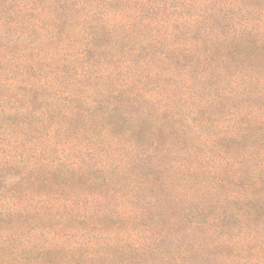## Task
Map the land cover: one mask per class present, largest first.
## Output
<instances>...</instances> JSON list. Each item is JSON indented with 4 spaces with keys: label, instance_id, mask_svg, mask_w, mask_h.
<instances>
[{
    "label": "trees",
    "instance_id": "16d2710c",
    "mask_svg": "<svg viewBox=\"0 0 264 264\" xmlns=\"http://www.w3.org/2000/svg\"><path fill=\"white\" fill-rule=\"evenodd\" d=\"M245 1L0 0V264H264Z\"/></svg>",
    "mask_w": 264,
    "mask_h": 264
},
{
    "label": "rangeland",
    "instance_id": "374dc122",
    "mask_svg": "<svg viewBox=\"0 0 264 264\" xmlns=\"http://www.w3.org/2000/svg\"><path fill=\"white\" fill-rule=\"evenodd\" d=\"M245 4V7L244 8H240V9H233V14H232V18L235 20V21H238L239 22H242V23H245V22H248V21H253L255 23H257V19L259 17H262L261 15H259V11L261 9V7H259V2L257 0H250V1H245L244 2ZM264 21V19H263ZM261 23V22H260ZM258 22V25L261 26ZM151 61H153L154 63H156L155 66L157 65H160L161 64V59L159 58H153L151 59ZM259 74H263L264 75V72L263 73H260V71H258ZM261 79H264L263 76H259ZM154 83L156 84L160 94H161V97L162 96H165L166 95V92L169 90V89H174L176 91H178L179 89L176 88V86L171 82L170 85L167 84L164 80H159V79H156V80H153ZM262 83H264V81H262ZM260 84L258 86V88H261L260 92H258L253 98H251L250 100H247V101H244V102H237V100H233L231 101V103H226L224 107H227L229 105H232L233 107H235L237 109V111H239L240 113H243L245 111L247 112H250L252 111L253 114H254V117L256 119H264V84ZM236 95H239V94H236ZM156 96V95H155ZM158 97V96H157ZM159 98V97H158ZM158 98H156L155 102H157ZM51 101H54V98H51ZM182 102L181 101H176L174 103L175 107L176 108H179L180 106H182ZM156 107H158V105L154 104V106H152L153 108V112H151L150 114H153L155 112V109ZM26 110V107H24V111ZM42 110V109H41ZM39 110V114H40V111ZM216 111H219L220 113L221 110L219 109H211L209 110V112H213V120H217L218 119V114ZM142 115H148V118L150 117V114L149 112L147 113V111H141L140 112ZM27 116V112H25V115L24 117ZM14 116H10L8 119L5 120V122H10V120L13 118ZM45 117V114L43 113L42 115H40V118H44ZM169 119L171 122H173L175 125L177 124V119L173 116V115H169ZM149 129H150V132L148 134V136L150 135L151 137V132L153 130V123L152 121L149 123ZM250 130L253 132V133H256V134H259V133H264V130L261 131V127L258 126L257 122L254 120L252 122V125L250 126ZM202 132L206 133V135L208 136H211L213 135L216 131H217V128L216 127H210V126H203V128L201 129ZM205 135V134H203ZM58 136H62V135H59ZM68 140H70V136L67 135L66 137ZM157 137H155L156 139ZM145 141L147 143L148 141V137H145ZM160 142H162L164 145L168 144V136L167 135H163L162 138L159 139ZM245 146L244 145H239L237 146L235 149H234V153L237 154V153H240L244 150ZM190 168H197V165L199 163L197 162H190ZM179 182L184 184V185H189L191 181L185 179V178H180L179 179ZM116 192H117V189H116ZM118 193V192H117Z\"/></svg>",
    "mask_w": 264,
    "mask_h": 264
}]
</instances>
